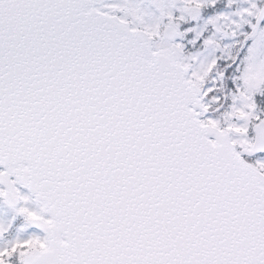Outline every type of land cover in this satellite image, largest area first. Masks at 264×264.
Segmentation results:
<instances>
[{
    "label": "snow or ice",
    "instance_id": "obj_1",
    "mask_svg": "<svg viewBox=\"0 0 264 264\" xmlns=\"http://www.w3.org/2000/svg\"><path fill=\"white\" fill-rule=\"evenodd\" d=\"M0 264H264V0H0Z\"/></svg>",
    "mask_w": 264,
    "mask_h": 264
}]
</instances>
